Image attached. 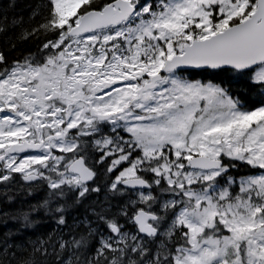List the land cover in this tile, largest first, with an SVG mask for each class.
Masks as SVG:
<instances>
[{
    "label": "snow or ice",
    "instance_id": "1",
    "mask_svg": "<svg viewBox=\"0 0 264 264\" xmlns=\"http://www.w3.org/2000/svg\"><path fill=\"white\" fill-rule=\"evenodd\" d=\"M0 264H264V0H0Z\"/></svg>",
    "mask_w": 264,
    "mask_h": 264
}]
</instances>
